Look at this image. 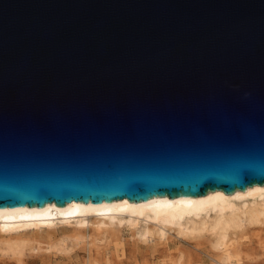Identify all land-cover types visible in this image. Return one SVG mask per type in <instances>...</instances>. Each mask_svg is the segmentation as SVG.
Instances as JSON below:
<instances>
[{
    "label": "water",
    "instance_id": "water-1",
    "mask_svg": "<svg viewBox=\"0 0 264 264\" xmlns=\"http://www.w3.org/2000/svg\"><path fill=\"white\" fill-rule=\"evenodd\" d=\"M264 183V0H0V210Z\"/></svg>",
    "mask_w": 264,
    "mask_h": 264
},
{
    "label": "bare ground",
    "instance_id": "bare-ground-1",
    "mask_svg": "<svg viewBox=\"0 0 264 264\" xmlns=\"http://www.w3.org/2000/svg\"><path fill=\"white\" fill-rule=\"evenodd\" d=\"M124 224L140 240L159 239L166 244L170 229H176L178 235L196 238L197 243L209 241L220 252L217 264H251L256 259L254 244L264 248V183L233 192L213 189L200 195L156 196L137 202L128 197L102 200L101 204L73 199L64 206L48 202L41 207L3 209L0 252L22 257L27 249L39 251L42 244L34 245V241L41 236L51 239L58 231L66 235L47 250L53 246L65 250L68 241L90 248L106 238L118 240Z\"/></svg>",
    "mask_w": 264,
    "mask_h": 264
},
{
    "label": "rangeland",
    "instance_id": "rangeland-1",
    "mask_svg": "<svg viewBox=\"0 0 264 264\" xmlns=\"http://www.w3.org/2000/svg\"><path fill=\"white\" fill-rule=\"evenodd\" d=\"M124 225L121 227L118 240L106 238L90 248L79 241H68L70 245L68 244L65 250L54 246L47 250L53 241L61 239L66 233L58 231L52 235L51 239L41 236L42 238L40 237L38 241H34V245L39 242L40 245L42 244V249L39 251L27 249L22 257L0 252V264H176L178 262L180 264H217L215 260L220 252L213 249L207 240L205 242L201 239L197 243L196 238L178 235L176 229H170L167 244L162 240L159 242V239L146 242L134 236L127 224ZM29 237L33 238L31 235ZM254 247L256 259L251 264H264L262 263L264 248L258 246V243H255Z\"/></svg>",
    "mask_w": 264,
    "mask_h": 264
}]
</instances>
